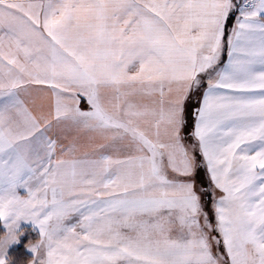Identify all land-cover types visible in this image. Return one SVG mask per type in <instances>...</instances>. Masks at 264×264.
Wrapping results in <instances>:
<instances>
[{
  "label": "snow or ice",
  "instance_id": "6c2138e0",
  "mask_svg": "<svg viewBox=\"0 0 264 264\" xmlns=\"http://www.w3.org/2000/svg\"><path fill=\"white\" fill-rule=\"evenodd\" d=\"M0 264H264V0H0Z\"/></svg>",
  "mask_w": 264,
  "mask_h": 264
},
{
  "label": "trees",
  "instance_id": "16d2710c",
  "mask_svg": "<svg viewBox=\"0 0 264 264\" xmlns=\"http://www.w3.org/2000/svg\"><path fill=\"white\" fill-rule=\"evenodd\" d=\"M4 231L6 230L0 221V232ZM38 239H40V234L37 231L31 228H23L21 230L20 242L9 250L7 257L12 258L13 264H17V262L22 259H30L33 255L28 251L27 245L30 241Z\"/></svg>",
  "mask_w": 264,
  "mask_h": 264
},
{
  "label": "crops",
  "instance_id": "0c3cea01",
  "mask_svg": "<svg viewBox=\"0 0 264 264\" xmlns=\"http://www.w3.org/2000/svg\"><path fill=\"white\" fill-rule=\"evenodd\" d=\"M1 222H2V221H1ZM2 224H3V226H4V223H3V222H2ZM4 228H5V226H4ZM23 228H31V229L37 231V232L40 234L39 227H38L37 225H35L33 222H31V221H21V222H20V227H19L18 231H19V230L21 231ZM5 229H6V228H5ZM6 230H7V229H6ZM10 249H11V248H10ZM10 249H7V255H8V252H9ZM28 251H29L32 255H34L33 252L31 251V249L28 248Z\"/></svg>",
  "mask_w": 264,
  "mask_h": 264
},
{
  "label": "rangeland",
  "instance_id": "374dc122",
  "mask_svg": "<svg viewBox=\"0 0 264 264\" xmlns=\"http://www.w3.org/2000/svg\"><path fill=\"white\" fill-rule=\"evenodd\" d=\"M5 230H6V229H5ZM18 232L21 233L20 230H19ZM20 239H21V235L19 236V240H18L17 242H14L13 244L9 245L8 249H10V248L16 246V245L20 242Z\"/></svg>",
  "mask_w": 264,
  "mask_h": 264
}]
</instances>
